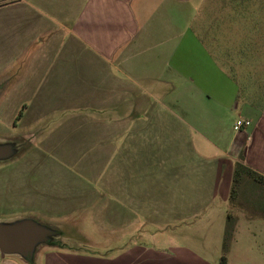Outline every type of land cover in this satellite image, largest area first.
<instances>
[{
    "label": "crops",
    "instance_id": "1",
    "mask_svg": "<svg viewBox=\"0 0 264 264\" xmlns=\"http://www.w3.org/2000/svg\"><path fill=\"white\" fill-rule=\"evenodd\" d=\"M186 1L0 0L1 123L20 124L41 139L48 155L59 157L57 169L77 166L84 172H119L128 164L134 170L145 168L148 141L183 137L189 130L196 136L194 162L187 176L177 179V201L212 205L220 200L228 205L240 155L247 169L264 177V87H238L191 30ZM234 115L235 122L248 120L250 127L234 131L232 121L227 126ZM169 120L176 122L171 133ZM51 123L68 124V130L54 132ZM74 125L81 131H73ZM227 128L234 132L231 139ZM79 135L96 141L97 148L71 154L58 147L57 140ZM121 139L129 141L128 150L116 147ZM90 151L99 156L96 166L82 162V156L93 157ZM185 171V164L173 168L172 177ZM80 187V195L55 194L49 210L84 212L95 201L105 204L99 199L127 203L130 210L116 206L112 221L116 230L122 223L130 227L129 211L138 203L131 182L128 189L126 182L116 186L103 181L100 193L87 182ZM138 194L141 203L150 202L147 191ZM147 211L141 207V213ZM52 230L56 239L47 245L50 248L18 264H205L182 246L159 252L151 244L125 243L134 235L130 229L123 230L122 245L120 234L117 243H104L103 254H94L98 250L88 248L87 239L71 245L59 240V229ZM234 243L236 226L227 264Z\"/></svg>",
    "mask_w": 264,
    "mask_h": 264
},
{
    "label": "rangeland",
    "instance_id": "2",
    "mask_svg": "<svg viewBox=\"0 0 264 264\" xmlns=\"http://www.w3.org/2000/svg\"><path fill=\"white\" fill-rule=\"evenodd\" d=\"M185 3L192 14L191 30L214 52L218 64L232 74L238 87H264V0H187ZM1 105L0 101V111L3 109ZM4 119L0 118V143L9 141L16 151L11 158L0 161V223L30 219L46 228L59 229L63 233L59 240L68 244L78 245L81 244L80 241L87 239L90 245L88 248L98 250L94 254H103L100 251L109 240L108 243H117L119 234L122 245V240L126 237L123 230L130 229L134 235L126 237L125 243L131 241L130 243L151 244L159 252L178 245L189 250L205 264H218L228 214L237 217L234 225L236 243L227 256L228 264H264V207L259 199L260 192L255 186L246 185L245 195L236 202L235 207L225 205L220 200L212 205H189L177 201V179L187 176V168L194 162L196 136L189 130L183 137L178 135L168 137L167 140L155 137L148 141L149 153L145 168L138 167L134 170L128 164L124 166L125 170L119 172H84L79 171L77 166L63 171L57 169L59 157L48 155L42 147L41 139L26 132L20 124L1 123ZM235 120L234 115L232 118L228 117L225 123L228 126L231 121L235 123ZM175 125V121L169 120L170 133ZM68 126L65 123L49 124L54 132L67 131ZM73 128V131H81L80 125H74ZM233 133L227 128V139H231ZM71 138L57 140L58 147L69 149L71 154L87 148H97L94 140H82L81 136L78 139ZM116 147L128 150L129 141L121 139ZM89 154H93V157L82 156V162L96 166L99 156L95 155V151H90ZM75 157L77 155H73ZM125 159L128 160V157ZM75 163H81V160ZM182 164H185L186 171L181 176L174 174L172 177V169L181 167ZM107 180L115 182L116 186L119 182H126L128 189L131 182L135 187L133 196L138 203L135 210L129 211L133 214L129 215L130 227L125 228L122 223L119 231L112 221L116 206L119 209L128 207L130 210L127 203L99 199L100 202L105 201V204H96L95 201L84 212L78 209L72 213L57 214L49 210V202L55 194H79L82 189L80 184L83 182L89 183L94 193H100L103 190L99 184ZM116 191L121 195L118 188ZM140 191H147L151 198L148 204L141 203L138 196ZM161 196L168 200L165 201ZM142 206L148 207L146 214L140 212ZM256 217L258 218L253 219ZM48 238L55 240L56 236ZM49 244L51 241L40 245L33 258H36L37 253L48 250ZM4 260L14 264L27 261L17 255L0 254V264Z\"/></svg>",
    "mask_w": 264,
    "mask_h": 264
},
{
    "label": "water",
    "instance_id": "3",
    "mask_svg": "<svg viewBox=\"0 0 264 264\" xmlns=\"http://www.w3.org/2000/svg\"><path fill=\"white\" fill-rule=\"evenodd\" d=\"M11 143H0V161L15 154ZM56 236L54 230L30 220L21 219L11 223H0V254L17 255L32 261L36 249L52 241L48 237Z\"/></svg>",
    "mask_w": 264,
    "mask_h": 264
},
{
    "label": "trees",
    "instance_id": "4",
    "mask_svg": "<svg viewBox=\"0 0 264 264\" xmlns=\"http://www.w3.org/2000/svg\"><path fill=\"white\" fill-rule=\"evenodd\" d=\"M246 185L255 186L261 195L262 200L261 204L264 207V177L250 171L243 165V157L240 155L238 157V161L234 166L233 177H232V185L230 189L229 196V205L232 207L237 206L236 202H238L239 196H244L246 191ZM261 204L258 206L260 207ZM235 217H231L228 215L226 217V225L224 231V238L222 242V255L220 257L219 264H227L226 262V254L230 248V245L234 238V225H235Z\"/></svg>",
    "mask_w": 264,
    "mask_h": 264
},
{
    "label": "built area",
    "instance_id": "5",
    "mask_svg": "<svg viewBox=\"0 0 264 264\" xmlns=\"http://www.w3.org/2000/svg\"><path fill=\"white\" fill-rule=\"evenodd\" d=\"M250 125H251L250 121L244 119H238L233 126V130L241 131L243 129L250 127Z\"/></svg>",
    "mask_w": 264,
    "mask_h": 264
}]
</instances>
